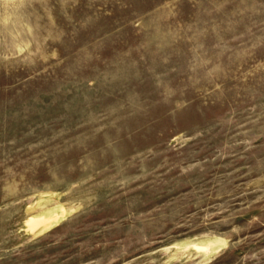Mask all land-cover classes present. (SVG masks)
<instances>
[{
    "label": "rangeland",
    "instance_id": "obj_1",
    "mask_svg": "<svg viewBox=\"0 0 264 264\" xmlns=\"http://www.w3.org/2000/svg\"><path fill=\"white\" fill-rule=\"evenodd\" d=\"M0 264H264V0H0Z\"/></svg>",
    "mask_w": 264,
    "mask_h": 264
},
{
    "label": "bare ground",
    "instance_id": "obj_2",
    "mask_svg": "<svg viewBox=\"0 0 264 264\" xmlns=\"http://www.w3.org/2000/svg\"><path fill=\"white\" fill-rule=\"evenodd\" d=\"M61 220V215L58 212H55L54 214H48V215H42V216H33L30 217L26 221V225L28 230L30 232H37L43 229H47L50 226H53L56 222ZM32 234V233H31ZM214 244H201V243H194L193 248L202 250L203 252L209 253L213 249Z\"/></svg>",
    "mask_w": 264,
    "mask_h": 264
}]
</instances>
